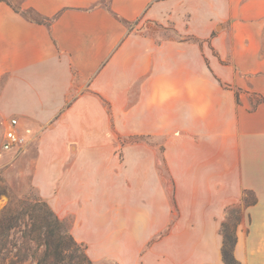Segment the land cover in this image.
<instances>
[{
	"label": "crops",
	"instance_id": "obj_1",
	"mask_svg": "<svg viewBox=\"0 0 264 264\" xmlns=\"http://www.w3.org/2000/svg\"><path fill=\"white\" fill-rule=\"evenodd\" d=\"M0 110L38 141L34 184L96 258L136 264L167 228L140 264H225L242 207L235 258L264 264V0H0Z\"/></svg>",
	"mask_w": 264,
	"mask_h": 264
},
{
	"label": "rangeland",
	"instance_id": "obj_2",
	"mask_svg": "<svg viewBox=\"0 0 264 264\" xmlns=\"http://www.w3.org/2000/svg\"><path fill=\"white\" fill-rule=\"evenodd\" d=\"M11 4L14 7H20L22 0H10ZM102 5L108 6L109 3H103ZM30 15L32 17H35L37 19H40L38 15L33 12L29 11ZM139 27H136L137 30L142 31L143 34L149 35L154 37L158 42L165 40V39H175L180 40V37L176 34L175 30L171 26H167L164 28H161L158 24H152V23H142L138 24ZM131 29V25H129ZM250 94V99L253 103V106H255V103H259L261 101L260 97L255 94L248 91ZM239 94V93H238ZM12 119V117L7 116L0 110V217L3 214V212L10 207L11 212L14 214L18 211L21 213H24L26 210V207L36 204V202H46L44 198L40 195V192L38 191V188L34 184V171L36 169V158L38 154V141H31L25 148L20 149L17 151L16 149L12 151H2V139L5 133V128L8 125L9 121ZM140 137H131V138H120L121 142H134V141H140ZM150 138L145 139L152 145H158L159 141H156L154 139ZM120 159L122 158L123 154H120ZM124 159L122 158V161ZM123 171V169H122ZM162 183L164 186L167 187L169 192V202L171 203V199L174 197V185L173 182L166 173L164 167H162ZM122 181L130 182L129 176H122ZM248 200H252V196L248 195ZM52 208V207H51ZM53 209V208H52ZM233 215L232 219H234L238 214H240L243 217V209L242 207H237L232 209ZM173 212L175 213V208L173 209ZM22 221H18L21 226V228H25V225H27L28 218H26V215H22ZM230 217V215H229ZM67 229L71 231V233L74 235L76 239H80V233L79 229H76L74 227L75 225V216L69 215L64 219ZM121 229L122 232L120 233V238H130L128 231L132 228H118ZM168 232L167 228L164 232H162L160 235H156L152 237L146 244H144V247L139 252L135 259L136 264H140L142 262V256L146 252L148 248H150L153 244H155L157 241L160 240V237L165 235ZM19 229L16 230L15 239L18 240L19 238ZM87 246V249H89V253L91 256L94 257V261H91V264H120L121 262L123 264H131L132 261H130V257L127 259H118L117 257L113 258H96V254L91 253V250H93L95 246V242L91 243H84ZM133 243L129 241L126 244H122L120 246L118 252L119 254H122L125 250L128 251L129 256L131 255V250L133 249ZM140 255V256H139ZM75 257L81 263L88 264L89 259L87 257L86 247L84 245H81L78 243V247L75 249ZM22 264H33L32 260H29Z\"/></svg>",
	"mask_w": 264,
	"mask_h": 264
},
{
	"label": "trees",
	"instance_id": "obj_3",
	"mask_svg": "<svg viewBox=\"0 0 264 264\" xmlns=\"http://www.w3.org/2000/svg\"><path fill=\"white\" fill-rule=\"evenodd\" d=\"M24 14L32 20L42 21L32 17L29 11ZM179 37L183 42H199L195 38ZM199 43L201 44V42ZM226 87L230 86L226 85ZM237 100L240 103L239 94H237ZM254 202L255 200H246L247 204ZM234 208L237 207L228 210V219L221 227L223 235L222 259L225 264H240L235 258L234 250L237 243L236 232L242 221V216L238 214L232 219L234 212L232 209ZM24 214L28 221L23 229L18 221H22ZM18 229L20 235L16 240L15 235ZM78 243L71 231L67 229L65 221L55 213L47 202H36V204L26 207L24 213L17 211L14 214L8 207L0 217V264H22L29 260H32L33 264H84L75 257ZM88 259V264H91L92 260L89 257Z\"/></svg>",
	"mask_w": 264,
	"mask_h": 264
},
{
	"label": "built area",
	"instance_id": "obj_4",
	"mask_svg": "<svg viewBox=\"0 0 264 264\" xmlns=\"http://www.w3.org/2000/svg\"><path fill=\"white\" fill-rule=\"evenodd\" d=\"M29 133L22 131L19 127L17 119H12L5 128V133L2 139V151H19L25 148L29 142Z\"/></svg>",
	"mask_w": 264,
	"mask_h": 264
}]
</instances>
